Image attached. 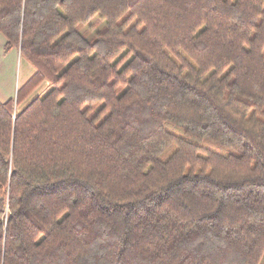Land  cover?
I'll return each instance as SVG.
<instances>
[{
  "label": "trees",
  "instance_id": "obj_1",
  "mask_svg": "<svg viewBox=\"0 0 264 264\" xmlns=\"http://www.w3.org/2000/svg\"><path fill=\"white\" fill-rule=\"evenodd\" d=\"M0 33L36 69L0 264H262L264 0H0Z\"/></svg>",
  "mask_w": 264,
  "mask_h": 264
},
{
  "label": "crops",
  "instance_id": "obj_2",
  "mask_svg": "<svg viewBox=\"0 0 264 264\" xmlns=\"http://www.w3.org/2000/svg\"><path fill=\"white\" fill-rule=\"evenodd\" d=\"M6 39L0 33V100L1 102L10 101L16 98L18 90L22 88L35 74L36 69L30 62L21 56L20 51L14 49L8 53L5 51ZM12 58V59H11ZM19 62L21 64H19ZM17 64L22 66L21 76L18 81L16 76ZM48 86L47 82H43L37 89L29 94L22 103L17 106L20 111L34 100L37 96L43 94Z\"/></svg>",
  "mask_w": 264,
  "mask_h": 264
},
{
  "label": "rangeland",
  "instance_id": "obj_3",
  "mask_svg": "<svg viewBox=\"0 0 264 264\" xmlns=\"http://www.w3.org/2000/svg\"><path fill=\"white\" fill-rule=\"evenodd\" d=\"M106 22L104 20H102L101 18H99V16H96L95 18H93L90 22L83 24L81 26V33L85 34V37H87L88 39H93L94 36H96V34L106 25ZM10 51H8L9 54ZM7 53V52H6ZM12 59V58H11ZM19 64H21L19 62ZM17 64V69H16V78L20 79L21 76V71H22V66ZM24 93H27L29 91L24 90ZM18 104L20 105L22 103L21 98L18 100ZM17 105V106H19ZM17 111H20V109L18 108ZM262 264H264V257L262 259Z\"/></svg>",
  "mask_w": 264,
  "mask_h": 264
}]
</instances>
